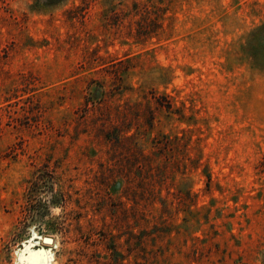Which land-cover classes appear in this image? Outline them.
<instances>
[{
    "label": "rangeland",
    "instance_id": "rangeland-1",
    "mask_svg": "<svg viewBox=\"0 0 264 264\" xmlns=\"http://www.w3.org/2000/svg\"><path fill=\"white\" fill-rule=\"evenodd\" d=\"M46 253L264 264V0H0V264Z\"/></svg>",
    "mask_w": 264,
    "mask_h": 264
},
{
    "label": "bare ground",
    "instance_id": "bare-ground-1",
    "mask_svg": "<svg viewBox=\"0 0 264 264\" xmlns=\"http://www.w3.org/2000/svg\"><path fill=\"white\" fill-rule=\"evenodd\" d=\"M50 240H51V242H50V243H47V244H51V243H53V239H50ZM43 255H44V254H43ZM34 257H36V256H34ZM41 257H42V255H41ZM42 260H43V259H42ZM34 264H37V261H35ZM44 264H52V261H51L49 255H48L47 253H46L45 256H44Z\"/></svg>",
    "mask_w": 264,
    "mask_h": 264
},
{
    "label": "water",
    "instance_id": "water-1",
    "mask_svg": "<svg viewBox=\"0 0 264 264\" xmlns=\"http://www.w3.org/2000/svg\"><path fill=\"white\" fill-rule=\"evenodd\" d=\"M43 242H45V243H50V242H51V240H50V239H48V238H44V239H43Z\"/></svg>",
    "mask_w": 264,
    "mask_h": 264
}]
</instances>
